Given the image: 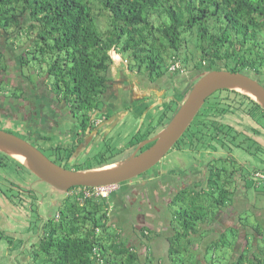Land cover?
I'll return each mask as SVG.
<instances>
[{
    "label": "trees",
    "instance_id": "trees-1",
    "mask_svg": "<svg viewBox=\"0 0 264 264\" xmlns=\"http://www.w3.org/2000/svg\"><path fill=\"white\" fill-rule=\"evenodd\" d=\"M187 40L193 41L200 57L193 69H200L203 62L207 70L214 69L217 60H224L225 69L231 71L264 68V0H0V85L8 87L2 82L14 78L35 89L37 85L19 70H29L30 62L37 60V67L50 79L48 96L53 93L65 111L84 117L83 131L88 113L98 109L107 89L113 63L110 50L125 53L132 67H143L152 77L153 72H168L175 59L188 62L187 54L181 56ZM9 94L23 93L12 86ZM103 164L96 158L76 169ZM260 188L264 190V184ZM211 193L210 203L232 202V192L223 186L214 185ZM78 195L76 200L65 199L60 220L49 219L43 225L44 233L33 244V260L40 259V264H153L150 222L144 219L139 227L140 244L147 249L142 262L128 238L113 231L107 198ZM178 195L165 236L168 261L204 264L192 245L209 233L201 224L210 226L215 216L205 214L198 192L190 198L183 191ZM261 199L264 193L257 195L255 208L263 209ZM244 212L237 215L238 227L212 230L220 237L210 240L205 252L227 242L238 253L223 262L203 259L206 264H264V215H255L257 223L242 222ZM228 229L231 238L226 237ZM242 234L246 244L241 247Z\"/></svg>",
    "mask_w": 264,
    "mask_h": 264
},
{
    "label": "flooded vegetation",
    "instance_id": "flooded-vegetation-1",
    "mask_svg": "<svg viewBox=\"0 0 264 264\" xmlns=\"http://www.w3.org/2000/svg\"><path fill=\"white\" fill-rule=\"evenodd\" d=\"M181 63L182 66L163 75L153 72L156 77H151L144 68L133 69L130 64L126 66L127 75L118 71L113 78L108 72L107 89L98 109L88 113L83 131L84 117L65 111L64 103L53 93L48 96L42 84L36 90L37 86L34 89L24 80H4L2 83L20 87L23 94H9L0 85V128L16 135L23 133L18 136L44 154L48 149L52 157L45 155L65 168L76 169L96 158L104 160L103 165L121 161L152 144L153 141H144L170 121L192 85L207 70L205 62L200 69H193L194 63L188 70ZM247 74L264 86V68ZM227 90L232 94H217L206 107L202 104L180 136L182 139L179 137L157 165L114 184L106 201L119 219L125 215L130 222L139 218L151 223L157 216H171L177 207L170 212L166 206H176L181 191L188 198L198 192V198L204 201L205 214L214 215L218 227H238L239 223L228 216L242 211L264 215V207L255 208L257 195L264 193L260 188L264 184V126L259 120H264V109L251 97ZM235 100L238 104H233ZM107 150H111L109 156L105 155ZM214 185L232 192L229 205L209 202L214 199L211 193ZM72 190L67 193L55 190L21 162L0 151V235L15 238L13 231L31 229L36 215L34 227L38 230L30 235L34 244L49 219L60 220L65 199L76 200ZM20 235L19 240L23 241ZM27 248L24 244L14 254L27 259Z\"/></svg>",
    "mask_w": 264,
    "mask_h": 264
},
{
    "label": "water",
    "instance_id": "water-1",
    "mask_svg": "<svg viewBox=\"0 0 264 264\" xmlns=\"http://www.w3.org/2000/svg\"><path fill=\"white\" fill-rule=\"evenodd\" d=\"M219 89H232L245 94L264 109V86L260 82L247 73L214 68L204 72L192 85L170 121L152 138L144 141H153L152 144L138 154L135 150L121 161L87 169L65 168L27 139L1 128L0 151L21 162L41 181L62 193L75 186L117 184L154 166L183 134L205 99ZM21 158L29 164L23 163Z\"/></svg>",
    "mask_w": 264,
    "mask_h": 264
},
{
    "label": "rangeland",
    "instance_id": "rangeland-1",
    "mask_svg": "<svg viewBox=\"0 0 264 264\" xmlns=\"http://www.w3.org/2000/svg\"><path fill=\"white\" fill-rule=\"evenodd\" d=\"M187 41H188V43H187L186 49L184 48V50H182L181 56L184 57L185 54L188 55V58H189L188 62H184V64H186L185 67H187L186 69L188 70L193 66L195 61L199 60L200 57L198 55V52H195V49H194L195 45H194L193 41L192 40H187ZM192 52H193V54H192ZM109 53L111 55V58L113 59V63H112L110 70H109L110 75L114 78L118 74V71H120V73H122V72L125 73L126 72V66L128 64H130L129 61L127 60L126 54L125 53L120 54V53H118V50H116V49L110 50ZM178 60H179L180 65H181L182 64L181 58ZM36 62H38V61L37 60L31 61L29 70L26 67H23V68H21V70H19V72L22 73L24 76H26V78L28 77L29 79L28 78L27 79L30 80V82L37 85L36 90H38L39 84H42L44 86V88H46L47 84L49 86L50 85V79L46 78V76H45L46 74H44V71L43 72L40 71V69L37 67ZM224 63H225L224 60H217L216 64L214 65L213 68L225 69ZM133 69H137V68L134 67ZM8 71H9V73H12V67ZM125 74L127 75V72ZM39 78H41V79H39ZM3 86H5V85H3ZM5 88H7L9 90V92L12 90L11 85H9L8 87H5ZM146 92H147V90L144 92V94ZM225 93L232 94V92L227 90V89H219V90L215 91L214 93H212L210 96H208V98L205 99L203 106L206 107V105L208 103L215 100V96L217 94L218 95H220V94L224 95ZM234 95L239 98V95H236V94H234ZM233 104H238L237 100L233 101ZM259 120H260V124L262 126H264V124H263L264 120H261V118ZM127 128H128V131H127V133H128L130 131V129H129L130 126ZM134 129H135V127L133 125L131 132L129 134L132 135L134 133ZM127 133L125 136L118 138V141L115 143L118 144V142L121 138H125L127 136ZM17 134L23 136L22 135L23 133L22 134L17 133ZM178 143H180V141ZM44 149H46V148H44ZM113 150H115V149H113ZM110 152H111V150L105 151V155L109 156ZM45 154H48V156H50V158L52 157V155L48 149L45 151ZM120 155H122V154H120ZM115 158H118V156ZM89 160H92V159H89ZM258 189L259 188H256V190H258ZM72 193L74 194L75 191ZM263 201H264V199H261L259 202H263ZM166 208L171 212L172 210H174L176 208V206H174L173 204H169L166 206ZM109 213H110L109 223L112 224L113 231L114 232L115 231H121L122 234L128 238L129 244L132 245L134 248L138 249L140 257H141L140 259L143 262L145 260L144 256L147 253V249L144 248L145 246H142L140 244V236L141 235H139V227L141 226L142 222L144 223V221L142 219L138 218V219H134L132 222H130L126 219L127 216H125V215H121V219H119L116 215H113V212L111 209H109ZM244 213L245 214H240V218L242 219V222H244V221H247L250 223H254V222L257 223L258 222V219L255 218V215H253L252 212L246 211ZM35 217H36V215L35 216L33 215V226L31 229L29 228L26 231H17V230H15V232L13 231V234L15 235L13 237H15V238H12L10 235H7L5 233L3 235H0V244L2 242H4V244H7L10 246V248H12V249H9L8 258H11L12 261H15V264H40L41 263L40 259H34L33 260L31 258V256L33 255V252H35V251H33V239H32V237H30V235L32 233H37V230H38L37 227H34L35 222H36ZM223 217H227V214H224ZM218 218L221 219V217H218ZM228 218L230 220L231 219L235 220L236 223H239L237 220L236 213L234 216L229 215ZM169 219H170L169 215L157 216V217H155V220L153 222H151V224H150V227L153 230V232L150 235L154 238V240L153 239H152L153 241L149 240L148 243L150 245H153V247H154V248H152V249H154L153 254L156 258L153 261V264H160L161 260H162V264H170L168 261V256L166 254L168 245H167V242L165 241V236L167 235L168 230L170 228V225L168 226ZM214 220H215V218H214ZM214 220L210 226H207L204 223L201 224V228L204 230L208 229L209 233L203 236L202 241L194 242L192 245L193 249L195 250V255L200 260H202L204 262V264H206V263L203 259H205L208 262H215V263L216 262H223L225 260L230 259L232 257V255H236L238 253V251H234V250L230 249L229 248L230 245L227 242H224V243L220 242L221 244L217 250H209L208 253H205L206 252V246L210 242V240H213L215 238L220 237L219 235L216 236V233H217L216 231L215 232L212 231L214 227L217 229H220V228L222 229V226L218 227V223H215ZM261 224L264 226V219L261 220ZM19 234H21L20 235L21 238H23V241L26 243H24L21 239L19 240V238H20ZM33 235H31V236H33ZM226 237L227 238L232 237V234L230 233V229H228V231L226 232ZM240 239H241V241H239V243H241V245H239V243H238V245L242 247L243 244L244 245L246 244L244 241V238H243V234L240 237ZM20 241L22 243H20ZM24 244H26V246L28 247L27 252H29V257L27 259H24L23 257L20 258L14 254L15 252H17V251H15V249L21 250L23 248ZM237 250H238V248H237ZM234 258L235 257H233V260H234ZM17 259H20V260H17ZM144 263H142V264H144Z\"/></svg>",
    "mask_w": 264,
    "mask_h": 264
},
{
    "label": "built area",
    "instance_id": "built-area-1",
    "mask_svg": "<svg viewBox=\"0 0 264 264\" xmlns=\"http://www.w3.org/2000/svg\"><path fill=\"white\" fill-rule=\"evenodd\" d=\"M179 65H180L179 60L175 59L171 63L169 69H176V68L179 67ZM113 186H114V184H112V185H102V186L90 187L91 189H87V187L81 186V187H78L76 189H73L71 191V193L75 191L74 194L77 197H79L78 194L80 192L83 193L84 197H88V196H102V197H106Z\"/></svg>",
    "mask_w": 264,
    "mask_h": 264
},
{
    "label": "crops",
    "instance_id": "crops-1",
    "mask_svg": "<svg viewBox=\"0 0 264 264\" xmlns=\"http://www.w3.org/2000/svg\"><path fill=\"white\" fill-rule=\"evenodd\" d=\"M9 249L12 248H10L7 244H4V242L0 244V264H15V261L8 258Z\"/></svg>",
    "mask_w": 264,
    "mask_h": 264
},
{
    "label": "bare ground",
    "instance_id": "bare-ground-1",
    "mask_svg": "<svg viewBox=\"0 0 264 264\" xmlns=\"http://www.w3.org/2000/svg\"><path fill=\"white\" fill-rule=\"evenodd\" d=\"M23 163H25V164H29L26 160H24V159H20Z\"/></svg>",
    "mask_w": 264,
    "mask_h": 264
}]
</instances>
